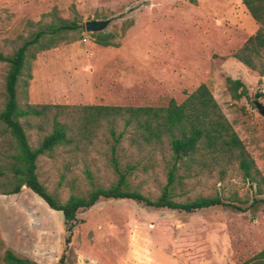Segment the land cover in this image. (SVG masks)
Returning a JSON list of instances; mask_svg holds the SVG:
<instances>
[{
  "label": "rangeland",
  "instance_id": "374dc122",
  "mask_svg": "<svg viewBox=\"0 0 264 264\" xmlns=\"http://www.w3.org/2000/svg\"><path fill=\"white\" fill-rule=\"evenodd\" d=\"M52 10L63 20L77 18L82 28L85 21L108 20L101 32L114 34L119 46L100 47L83 30L79 39L36 54L25 98L18 86L19 105L164 107L170 99L180 104L204 84L258 171L260 195L235 163L202 169L174 185L175 201L217 196L246 211L214 207L184 214L129 200H100L76 214L64 251L60 212H55L58 229L47 207L21 188L15 198L0 195V222L12 216L8 207L21 208L12 216L20 218L23 209L32 208L39 221L20 227L25 236L15 226H6L14 247L28 250L31 258L12 253L34 264H56L61 254L63 264H245L264 249V204L248 208L253 198L264 197V117L251 104L255 100L264 106V75L231 57L258 28L239 0H0V54L10 55L20 39L36 29L27 23ZM5 72L0 62V110ZM225 77L240 81L246 96L230 99ZM106 129L101 123L86 146L58 147L36 159L38 181L60 202L70 194L84 195L91 188L87 176L93 186L108 187L123 174L127 190L150 200L159 195L168 169L165 150L153 151L148 159L151 151L129 146L125 132L111 153L113 142ZM113 129L117 135L122 122L117 120ZM24 132L33 148L48 129L25 126ZM6 136L0 132V155ZM6 163L0 156V165ZM40 231H50L54 238L41 239ZM6 249L0 228V264Z\"/></svg>",
  "mask_w": 264,
  "mask_h": 264
},
{
  "label": "trees",
  "instance_id": "16d2710c",
  "mask_svg": "<svg viewBox=\"0 0 264 264\" xmlns=\"http://www.w3.org/2000/svg\"><path fill=\"white\" fill-rule=\"evenodd\" d=\"M249 17L258 25L257 30L249 36L231 57L259 76L264 75V0H239ZM49 17L47 22L41 19ZM26 38L8 56L0 54V62L6 65L3 79V105L0 110V132L7 134L2 140L1 158L7 160L0 165V195L17 194L22 187L29 190L49 210L60 212L62 216L63 239L65 251L70 243L76 214L91 208L100 200H129L144 207L159 210L191 214L214 207H226L239 212L246 211L231 203L223 202L219 197H197L187 201H175L173 188L189 175H197L202 169L214 166L236 164L244 179L255 183V194L260 195L258 171L244 150V147L230 124L226 121L218 105L204 84H199L185 99L176 104L172 99L164 107L149 106H102V105H33L24 102L18 104V86L25 90L30 79V62L35 55L63 44L79 39L83 28L77 18L63 20L55 15L54 10L42 15ZM93 43L100 47L117 48L116 36L112 33H90ZM224 87L230 99L236 101L246 96L244 85L238 80L224 78ZM263 96V94H258ZM122 122V130L115 135L114 125ZM34 122L35 124H33ZM101 123L107 126L115 146L123 134H128L129 146L138 151H164L168 166L166 182L159 195L150 200L143 195L129 191L125 187L124 175L119 174L114 184L108 187L93 186L84 195L70 194L64 202L49 193L37 179L35 173L36 159L49 155L55 148H79L91 143L95 131ZM43 129L48 132L31 148L26 140L24 127ZM112 165L117 166L114 158ZM181 170V174L178 171ZM239 204L245 201L237 200ZM264 204V197L253 198L248 208ZM264 216V209L262 210ZM4 264H34L28 259L15 256L6 249L2 255ZM63 254L56 264L64 263ZM245 264H264V249L260 250Z\"/></svg>",
  "mask_w": 264,
  "mask_h": 264
},
{
  "label": "crops",
  "instance_id": "0c3cea01",
  "mask_svg": "<svg viewBox=\"0 0 264 264\" xmlns=\"http://www.w3.org/2000/svg\"><path fill=\"white\" fill-rule=\"evenodd\" d=\"M9 197H14L15 198L17 196H15V195H9ZM12 202H16V200L15 201H12ZM7 210L10 213V215L13 216L15 214H18L19 211H21V208L8 207ZM48 211H49L48 213H50V215L54 216V219H55L54 225H55V227H57L59 229V227L61 225H60V221H59L58 216L55 218V216L57 215L55 213L56 211H52V210H49V209H48ZM23 212L25 213V215L22 218H20V216L17 215L16 217H12L11 216L7 220L5 219L6 221L2 219V221L0 222V228H1V232H2V237H3L4 241H5V243L7 244V247L11 251H16L17 250L19 252H22L23 255H24V257L31 258L30 253H29L28 250H23V249H19L18 250V248L14 247V245L11 243V239L9 238V235H8L9 233H8V231L6 229V226H11V227L12 226H15L18 229L19 234H22L23 233V235L25 236L26 235V232L25 231L22 232L20 230V227L23 226L24 228H27V225H29L30 227H32V223H33V221H34V219L36 217H35L34 214H32V208L23 209ZM36 219H37L36 221L38 222L39 219L38 218H36ZM13 221H14V223H13ZM39 235H40L41 239H42L43 236L49 237V235L52 236V239L54 238V235L52 233H50V231H48V233L47 232L44 233L43 231H40L39 232ZM140 262H141V264H152V261L151 260H147L146 262L145 261H140Z\"/></svg>",
  "mask_w": 264,
  "mask_h": 264
},
{
  "label": "water",
  "instance_id": "95a60500",
  "mask_svg": "<svg viewBox=\"0 0 264 264\" xmlns=\"http://www.w3.org/2000/svg\"><path fill=\"white\" fill-rule=\"evenodd\" d=\"M108 24V20H91L83 22V30L85 33H98L101 32L105 26ZM256 98V97H255ZM245 102L248 104L250 102L249 99L245 98ZM251 104L253 105L256 112L264 117V106H262L257 101H252ZM24 188V187H22Z\"/></svg>",
  "mask_w": 264,
  "mask_h": 264
}]
</instances>
